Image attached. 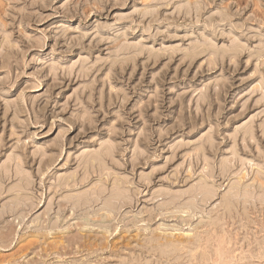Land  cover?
<instances>
[{"label": "rangeland", "instance_id": "374dc122", "mask_svg": "<svg viewBox=\"0 0 264 264\" xmlns=\"http://www.w3.org/2000/svg\"><path fill=\"white\" fill-rule=\"evenodd\" d=\"M262 126L264 0H0V260L211 264L205 241L264 264ZM107 144L104 169L82 166ZM114 186L113 208L90 195Z\"/></svg>", "mask_w": 264, "mask_h": 264}, {"label": "bare ground", "instance_id": "6f19581e", "mask_svg": "<svg viewBox=\"0 0 264 264\" xmlns=\"http://www.w3.org/2000/svg\"><path fill=\"white\" fill-rule=\"evenodd\" d=\"M185 3V2H184ZM185 6V5H184ZM196 6V5H195ZM177 7V6H176ZM180 7L181 6H179L178 7V11H180ZM184 8V7H183ZM183 8H181V9H183ZM189 7L187 6V9H188ZM185 9V8H184ZM190 11V10H189ZM188 11V12H189ZM149 12V11H148ZM185 12V11H184ZM186 13H187V10H186ZM207 39V38H206ZM209 40V39H208ZM208 40H207V43H208ZM235 40V39H234ZM233 40V42H234V45L236 44L235 42L236 41H234ZM204 41H206V40H204ZM232 42V41H231ZM206 43V42H205ZM209 43H210V41H209ZM208 45V44H207ZM207 45H206V47H207ZM210 45V48H212L211 47V44H209ZM229 45V44H228ZM193 46V45H192ZM195 46V45H194ZM193 46V47H194ZM197 46V45H196ZM213 46H214V44H213ZM236 46V45H235ZM235 46H233L234 48H236ZM246 46V45H245ZM197 48H198V46H197ZM209 48V47H208ZM232 49L231 51H234L235 49ZM122 49V48H121ZM212 49H214V47L212 48ZM210 50V49H209ZM215 50V49H214ZM123 51H125L124 49H123ZM122 51V52H123ZM215 52V51H214ZM213 52V53H214ZM224 52H227V51H222V52H219L220 53V55L221 56H223V55H226ZM217 53V52H216ZM217 55V54H216ZM220 56V57H221ZM76 64V63H75ZM69 67V66H68ZM249 124V123H248ZM239 128V127H238ZM236 130H237V128H236ZM262 131H263V134H264V126H262ZM251 132H252V130H251V126L250 125H244L243 127H242V133H243V135H248V134H251ZM238 134V133H237ZM241 135V134H240ZM210 135H208V136H205V140L203 141V142H201V146H202V144H205V143H209L210 142ZM203 140V139H202ZM200 141V140H199ZM142 149V148H141ZM87 150V149H86ZM141 151V150H140ZM113 158V146L112 145H109V144H107V145H102V146H100L96 151H94V152H89V153H86V154H83V157H82V160H81V163L83 164H81L82 166H84V168H93V167H96V168H98L99 169V171L101 170V169H104L105 167H106V162L107 161H111V160H113L112 159ZM6 162V161H5ZM223 162V161H222ZM221 162V163H222ZM3 165V164H2ZM221 165V169H223V164H220ZM20 166V165H19ZM2 168H3V166H2ZM12 168H14V176H15V178H16V184H17V187H28V185H29V181H30V179H29V174L27 173V172H25V170L23 171V169H21L20 167H18V166H15V167H12ZM9 169H10V166H9ZM220 169V170H221ZM229 170V169H228ZM3 171H4V169H3ZM224 172V171H223ZM212 173V172H211ZM214 174V173H213ZM227 174V173H226ZM225 174V175H226ZM9 176V175H8ZM223 176V175H222ZM227 177V176H226ZM12 178V177H11ZM243 178V177H242ZM62 180V179H61ZM60 180V181H61ZM63 181V180H62ZM61 181V182H62ZM65 181V180H64ZM199 183V182H198ZM203 183V182H202ZM205 184V183H204ZM15 185V184H14ZM68 187V186H67ZM70 187V186H69ZM109 187V186H108ZM115 188H113L107 195L104 193V191L103 190H98L97 192H93V193H90V195L91 196H94L95 198H102V199H104L103 200V204H105V206H106V208H113L114 207V202L115 201H119V202H121L122 200H124V198H125V196H126V192H125V190H123L122 188H120V187H117V186H114ZM197 187V186H196ZM261 188V187H260ZM130 189V188H129ZM128 189V190H129ZM194 189V188H193ZM188 190V192H184V194L186 195V197H187V201H185V202H187V204H189V205H193V203H194V200H195V198L197 197V196H200L201 197V200H202V202L203 201H205V200H207L210 196H211V194L213 193L212 192V190L210 189V187L209 186H205V185H203V184H201V186L200 187H197V189H194V190ZM29 190V189H28ZM131 190V189H130ZM163 190V189H162ZM235 190H237V189H235ZM159 191V190H158ZM164 191H165V189H164ZM244 191V190H243ZM263 191V190H262ZM171 192V191H170ZM238 192V191H237ZM72 194H74V193H72ZM247 194L248 193H245V191L243 192V193H241L240 192V194L239 193H236V195L237 196H241L242 198H244V199H246V198H248L247 197ZM228 195V194H227ZM250 195V194H249ZM248 195V196H249ZM258 195V194H257ZM89 195H88V193H82V194H79L78 196H76V198H75V200L72 202L73 203V206H77V205H79V204H83V203H86L87 202V200H88V197ZM179 196V195H178ZM181 196V195H180ZM184 195H182V197H183ZM252 196V195H251ZM251 196H249V197H251ZM163 197V196H162ZM199 197V198H200ZM253 197V196H252ZM256 197V196H255ZM215 198V197H214ZM238 198V197H237ZM258 198H259V200L261 201V202H264V194H262V195H258ZM8 199V198H7ZM185 198L183 197V200H184ZM243 199V200H244ZM17 200V199H16ZM93 200V199H92ZM127 200V199H126ZM125 200V201H126ZM198 200V199H197ZM196 200V201H197ZM20 201V200H19ZM181 201V200H180ZM26 202V201H25ZM91 202V201H90ZM100 203V202H99ZM124 203V202H123ZM220 203V202H219ZM238 203V202H237ZM195 204V203H194ZM189 205H187L188 207H190ZM196 205V204H195ZM255 205V204H254ZM16 206V205H15ZM19 206V205H18ZM17 206V207H18ZM98 206V205H97ZM104 206V205H103ZM102 205H101V207H103ZM117 206V205H116ZM119 206V205H118ZM117 206V207H118ZM186 206V207H187ZM257 206V205H256ZM120 207V206H119ZM251 207V206H250ZM94 208V207H93ZM103 208H105V207H103ZM224 208V207H223ZM91 209H92V207H91ZM234 209V208H233ZM248 209V208H247ZM191 210H192V207H191ZM243 210V209H242ZM91 211V210H90ZM204 211V210H203ZM220 211V210H219ZM243 212V211H242ZM248 212V211H247ZM188 213H189V211H188ZM238 213V212H237ZM18 214V213H17ZM73 214V213H72ZM97 214V213H96ZM217 214V213H216ZM230 214V213H229ZM239 214V213H238ZM112 215V214H111ZM233 215V214H232ZM246 215H247V213H246ZM10 216V215H9ZM8 216V217H9ZM50 216V215H49ZM99 216V215H98ZM201 216V215H200ZM249 216V215H248ZM22 217V216H21ZM60 217V216H59ZM95 217V216H94ZM214 217V216H213ZM244 217V216H243ZM263 217V216H262ZM223 218V217H222ZM20 219V218H19ZM202 219V218H201ZM224 219V218H223ZM21 221H22V219H20ZM114 220V219H113ZM218 220V219H217ZM37 221V220H36ZM40 221V220H39ZM47 221V220H46ZM68 221V220H67ZM82 221L84 222V224H89V220L88 219H82ZM103 221V220H102ZM134 221V220H133ZM262 221V220H261ZM18 222V221H17ZM238 222V221H237ZM245 222V221H244ZM21 223V222H20ZM27 223H28V221H27ZM42 224V223H41ZM123 224V223H122ZM31 225V224H30ZM30 225H29V227H30ZM49 225H53V227H57L56 225H58V223H57V220H52V221H50L46 226H45V228H49ZM227 225V224H226ZM250 225V224H249ZM17 226H19L20 227V224L19 223H17ZM258 226V225H257ZM34 227V226H33ZM35 227L38 229V228H40V222H39V224L38 223H36V225H35ZM236 227V226H235ZM256 227V226H255ZM27 228H28V226H27ZM32 228V227H31ZM82 228V227H81ZM254 228V227H253ZM17 229V228H16ZM57 229V228H56ZM60 229V228H59ZM146 229V228H145ZM206 229V228H205ZM224 229V228H223ZM54 230V229H53ZM66 230V229H65ZM261 230V229H260ZM61 231V230H60ZM64 231V230H63ZM116 231V230H115ZM147 231V230H146ZM246 231V230H245ZM253 231V230H252ZM264 231V230H263ZM54 232V231H53ZM52 232V233H53ZM58 232V231H57ZM212 233V232H211ZM263 233V232H262ZM261 233V234H262ZM50 234V233H49ZM49 234H47V236L49 235ZM197 234V233H196ZM217 234H220V232L218 233L217 232ZM230 234V233H229ZM251 234V233H250ZM29 235V234H28ZM206 235V234H205ZM214 235V234H213ZM216 235V234H215ZM256 235V234H255ZM3 236V235H2ZM41 236V235H40ZM210 236V235H209ZM253 236V235H252ZM216 237V236H215ZM44 238V237H43ZM252 238V237H251ZM257 238V237H256ZM6 239V238H5ZM166 239V238H165ZM240 239V238H239ZM1 240V239H0ZM35 240H37L36 238H35ZM54 240V239H53ZM221 240V239H220ZM225 240V239H224ZM238 240V239H237ZM258 240V239H257ZM264 240V239H263ZM60 241V240H59ZM178 241V240H177ZM186 241V240H185ZM247 241V240H246ZM249 241V240H248ZM54 242V241H53ZM181 242V241H180ZM203 242H205V241H203ZM202 242V244H204V245H206L207 246V244L209 243L208 241V243L207 244H205V243H203ZM211 242V241H210ZM237 242V241H236ZM239 242V241H238ZM243 242V241H242ZM34 243H36V242H34ZM38 243V242H37ZM50 243H52V242H50ZM58 243V242H57ZM160 243H162V242H160ZM216 243V242H215ZM225 243H227V242H225ZM248 243V242H247ZM20 244V243H19ZM63 244H65V243H63ZM200 244V243H199ZM202 244H200V245H202ZM238 244H240V243H238ZM32 245V244H31ZM44 245V244H43ZM204 245H202V246H204ZM226 245V244H225ZM236 245H237V243H236ZM205 246V248H204V250L202 251V253L204 254V259L206 260V257L205 256H208V258H207V260L209 261V262H211V264H225L226 262L227 263H230V264H234L236 261V258H235V260H234V255L235 254H238V249H237V253L235 252H233V250L230 252V253H228V254H226L225 253V251H224V249H222V248H220V246L218 247H216L214 250H212L213 252L212 253H209L210 251H208V248H210L211 247V244H210V246L208 245L207 247ZM235 246V245H234ZM253 246V245H252ZM50 247V246H49ZM16 248V247H15ZM97 248V247H96ZM182 248H184V247H182ZM263 248V247H262ZM2 249V247L0 248V253L1 252H3L4 250H1ZM29 249V248H28ZM40 249V248H39ZM49 249V248H48ZM54 249V248H53ZM198 249V248H197ZM212 249V248H211ZM252 249V248H251ZM177 250H181V248H178V245L176 246V245H174V246H172L170 249H166L164 252L162 251L161 252V254H166V255H168L169 253L172 255V256H174L175 255V253H177V252H179V251H177ZM185 250V249H184ZM199 250H202V248H200L199 247ZM236 250V249H235ZM50 251V250H49ZM102 251V250H101ZM148 251V250H147ZM177 251V252H176ZM182 251V250H181ZM196 251H198V250H196ZM257 251V250H256ZM255 251V252H256ZM29 252V251H28ZM260 252H261V250H260ZM26 253V252H25ZM52 253V252H51ZM196 253V252H195ZM200 253V252H199ZM239 253H241L242 254V252L241 251H239ZM17 254V253H16ZM24 254V253H23ZM38 254V253H37ZM241 254H239V256L241 255ZM1 255V254H0ZM192 255H194V254H192ZM196 255H197V253H196ZM243 255V254H242ZM252 255V254H251ZM256 255V254H255ZM17 256V255H16ZM19 256V255H18ZM25 256H26V254H25ZM25 256H20L19 257V259L17 260V261H14V260H12V261H9V260H7V259H5V260H0V264H28L29 262H34L35 264H55V263H57V264H60V263H64V262H66V258H64L63 256L62 257H59V256H53L52 258H50L51 256H42V255H40V254H38V255H36L35 254V256H33V257H25ZM259 256V255H258ZM261 256H263L262 258H260ZM261 256L259 257L260 258V260L261 259H264V255H262L261 254ZM191 257V256H190ZM194 257V256H193ZM198 257V256H197ZM235 257H237V256H235ZM241 257V256H240ZM242 257H244V256H242ZM247 257V256H246ZM81 258H82V256H81ZM169 258H171V257H169ZM173 258V257H172ZM196 258V257H195ZM202 258H203V256H202ZM245 258V257H244ZM253 258V257H252ZM8 259H10V258H8ZM86 259V258H85ZM239 258H237V260H238ZM205 260H203V261H205ZM234 260V262L233 263H231L232 261ZM79 261V260H78ZM82 261V260H81ZM80 261V262H81ZM135 261V260H134ZM239 261V260H238ZM256 261V260H255ZM259 261V260H258ZM120 264H127V262L125 263V261L123 260V259H121L120 260ZM153 262V261H152ZM176 262V261H175ZM182 262V261H181ZM199 262H200V259H199ZM33 263V264H34ZM192 263V262H191ZM196 263V262H195ZM205 264H206V262H204ZM203 263V264H204ZM226 263V264H227ZM255 263H257V262H255ZM69 264V263H68ZM197 264H198V262H197ZM200 264V263H199ZM202 264V263H201ZM210 264V263H209Z\"/></svg>", "mask_w": 264, "mask_h": 264}]
</instances>
